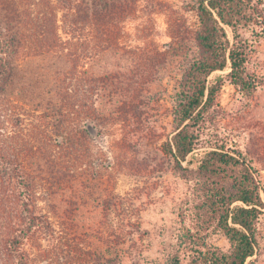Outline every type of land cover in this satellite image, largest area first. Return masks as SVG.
<instances>
[{
  "label": "trees",
  "instance_id": "16d2710c",
  "mask_svg": "<svg viewBox=\"0 0 264 264\" xmlns=\"http://www.w3.org/2000/svg\"><path fill=\"white\" fill-rule=\"evenodd\" d=\"M0 1L5 11L0 18V264L60 260L55 252L67 246L75 228L58 215L52 198L60 188H70L71 166L82 149L89 150L88 122L119 121L131 144L133 125L155 103L151 85L177 66L182 76L167 112L173 131L162 149L178 171L198 180L201 229L181 235L177 251L164 264H254L264 186L253 162L224 145L207 152L196 171L184 162L200 145V128L209 113L220 108L225 84L246 94L260 86V79L248 72L252 46L241 30L264 25V0H198L191 44L185 25L174 21L169 24L171 42L163 49L122 43L120 24L138 0H34L25 9L19 0ZM28 49L44 62L36 70L29 67ZM182 54L184 62L178 60ZM109 56L128 61V72L116 62L115 70L107 67L96 74V63ZM228 67L226 76L209 80ZM42 199L59 226L41 211ZM101 206L106 216L94 230L107 231L108 245L86 264H115L122 259L121 248L133 249L143 241L136 238L139 220L124 219L121 227H113L110 212L120 203L105 199ZM209 226L226 238L228 249L207 243L202 231ZM42 235L52 239L48 248Z\"/></svg>",
  "mask_w": 264,
  "mask_h": 264
},
{
  "label": "rangeland",
  "instance_id": "374dc122",
  "mask_svg": "<svg viewBox=\"0 0 264 264\" xmlns=\"http://www.w3.org/2000/svg\"><path fill=\"white\" fill-rule=\"evenodd\" d=\"M19 2L25 9L34 0ZM197 2L138 0L134 12L120 24L122 43L128 47L150 43L163 49L171 42L169 24L179 21L185 25L184 30H187L184 36L191 44L190 32L198 26ZM261 7L264 9V4ZM2 9L3 3L0 1V18L5 15ZM227 32L232 40V30L227 28ZM241 34L252 46L248 72L260 79V86L252 94H246L236 90L229 82L225 84L220 96V108L209 113L200 128V145L187 158L184 166L196 171L207 152L217 145H224L239 149L248 156L264 186V25H250L241 30ZM187 52L190 54L192 51ZM32 53L33 50L28 49L27 54L32 57L29 67L36 70L37 65L44 62L34 58ZM178 60L184 62V55ZM116 62L121 66L125 64L122 71L128 72V61L110 56L97 62L94 71L100 74L107 67L115 70L113 66ZM178 68L174 70L170 67L163 73L160 82L151 85L150 92L155 103H151L150 110L147 109L140 122L133 125L136 135L131 144L119 121L109 120L105 124L91 122L98 130V138L88 140L89 150L82 149L80 160L74 163L75 166L73 164L74 167L71 166L68 178L70 188H60L52 198L58 215L69 219L67 222L73 224L76 230L75 234L71 231L73 236L67 239V246L59 247L55 252L60 255V260H55V264H86L92 253L97 251L102 254L106 251L107 231L101 234L98 229L94 230L101 226L106 216L101 206L105 199L120 203L110 212L113 227H121L124 219L139 220L140 232L136 238L143 240L133 249L127 245L121 248L122 259L115 264H164L167 256L177 251L181 235L188 230L195 232L201 229L197 219L201 202L198 180L193 174L185 176L178 171L176 164L162 149L173 131L172 119L167 112L172 107L171 97L182 76ZM229 72V67L215 72L209 80L214 81ZM39 206L43 213L50 215L56 227L59 226L57 216L50 212L45 199L40 200ZM258 228L260 251L251 260L254 264H264V215L258 222ZM202 232L207 236L209 245L225 250L229 248L226 238L214 226ZM42 236L41 243L48 248L51 237ZM37 263L48 264L40 258Z\"/></svg>",
  "mask_w": 264,
  "mask_h": 264
},
{
  "label": "water",
  "instance_id": "95a60500",
  "mask_svg": "<svg viewBox=\"0 0 264 264\" xmlns=\"http://www.w3.org/2000/svg\"><path fill=\"white\" fill-rule=\"evenodd\" d=\"M86 128L93 137L98 138V130L93 123H88Z\"/></svg>",
  "mask_w": 264,
  "mask_h": 264
}]
</instances>
